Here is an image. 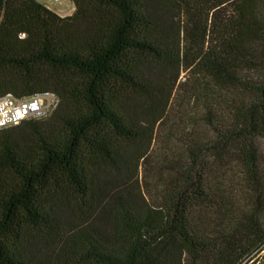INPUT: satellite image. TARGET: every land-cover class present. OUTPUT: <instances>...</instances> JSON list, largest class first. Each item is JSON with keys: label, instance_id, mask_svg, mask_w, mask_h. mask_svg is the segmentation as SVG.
I'll list each match as a JSON object with an SVG mask.
<instances>
[{"label": "trees", "instance_id": "trees-1", "mask_svg": "<svg viewBox=\"0 0 264 264\" xmlns=\"http://www.w3.org/2000/svg\"><path fill=\"white\" fill-rule=\"evenodd\" d=\"M73 1L59 16L37 0H0V96L59 98L49 116L0 129V264H264V193L245 144L264 134V0ZM181 32L202 74L261 72L230 133L253 197L231 225L194 215L214 198L196 159L158 206L108 193L165 115L172 82L144 67L177 68Z\"/></svg>", "mask_w": 264, "mask_h": 264}, {"label": "rangeland", "instance_id": "rangeland-1", "mask_svg": "<svg viewBox=\"0 0 264 264\" xmlns=\"http://www.w3.org/2000/svg\"><path fill=\"white\" fill-rule=\"evenodd\" d=\"M37 1L59 16L71 15L75 9L73 0ZM171 20L166 16L163 29L167 32L171 29ZM181 20L185 24V18ZM179 37L182 60L177 68H167L154 61H148L144 67V73L150 78L166 74L167 83L172 82L165 115L154 126L146 156L120 168L110 179L108 193L140 194L149 205L158 206L163 202L165 190L190 175L191 159H196L195 174H202L214 198L210 204L198 207L194 215L203 213L210 225L224 219L225 224L231 225L240 210L250 207L253 197L244 184V169L230 133L236 126L237 110L250 103V85H258L261 72L239 64L235 80L229 76L211 78L202 74L196 65H188L195 50L188 49L183 32ZM224 136H227V145H221ZM246 140L245 144L250 143L256 152L260 189L264 193V134H256L251 140L248 136ZM216 194L225 198L222 208L218 204L220 195ZM259 210L264 217V195L260 197Z\"/></svg>", "mask_w": 264, "mask_h": 264}, {"label": "built area", "instance_id": "built-area-1", "mask_svg": "<svg viewBox=\"0 0 264 264\" xmlns=\"http://www.w3.org/2000/svg\"><path fill=\"white\" fill-rule=\"evenodd\" d=\"M58 103L59 98L52 91L35 93L23 98H16L10 93L0 96V129L18 125L25 119L47 117L57 108Z\"/></svg>", "mask_w": 264, "mask_h": 264}]
</instances>
